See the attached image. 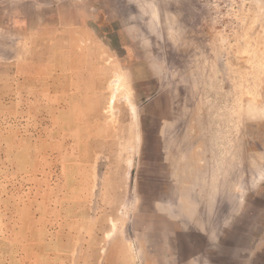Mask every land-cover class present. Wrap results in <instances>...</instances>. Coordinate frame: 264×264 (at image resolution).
<instances>
[{"label":"rangeland","instance_id":"1","mask_svg":"<svg viewBox=\"0 0 264 264\" xmlns=\"http://www.w3.org/2000/svg\"><path fill=\"white\" fill-rule=\"evenodd\" d=\"M0 264H264V0H0Z\"/></svg>","mask_w":264,"mask_h":264}]
</instances>
